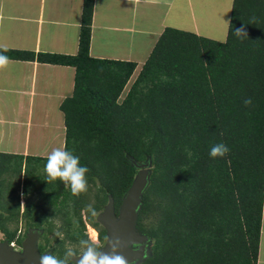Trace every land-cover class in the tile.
Listing matches in <instances>:
<instances>
[{"label": "trees", "instance_id": "16d2710c", "mask_svg": "<svg viewBox=\"0 0 264 264\" xmlns=\"http://www.w3.org/2000/svg\"><path fill=\"white\" fill-rule=\"evenodd\" d=\"M92 15L93 0H83L75 54L37 55L39 62L74 67L72 94L60 104L64 146L88 167V191L74 197L63 182L47 183L46 157L0 152L4 239L22 243L24 233L1 226L22 218L25 230L42 229L48 242L59 215L80 254L79 240L88 239L81 211L89 192L97 213L112 197L117 215L137 172L132 160L147 161L136 227L150 243L138 264H257L264 197V0H232L226 42L165 28L126 92L137 64L90 55ZM241 26L248 36L235 35ZM2 54L34 58L29 51ZM219 143L230 150L213 159L210 149ZM19 192L26 196L22 211ZM36 194L42 202L30 200ZM87 220L103 247L106 230L88 209ZM44 249V243L38 246ZM52 249L62 258L63 241Z\"/></svg>", "mask_w": 264, "mask_h": 264}, {"label": "crops", "instance_id": "0c3cea01", "mask_svg": "<svg viewBox=\"0 0 264 264\" xmlns=\"http://www.w3.org/2000/svg\"><path fill=\"white\" fill-rule=\"evenodd\" d=\"M83 0H0V48L29 51L0 68V152L47 157L64 147L61 102L74 67L39 62V53L75 54ZM232 0H93L89 53L136 62L138 74L167 27L225 41ZM257 264H264V197Z\"/></svg>", "mask_w": 264, "mask_h": 264}, {"label": "water", "instance_id": "95a60500", "mask_svg": "<svg viewBox=\"0 0 264 264\" xmlns=\"http://www.w3.org/2000/svg\"><path fill=\"white\" fill-rule=\"evenodd\" d=\"M137 172L133 182L124 194L119 212H114V200L108 198L103 209L96 216V220L106 230L107 239L102 252H110L109 241L119 238L118 253L124 256L128 264H134L143 260L149 254V237L136 227L137 213L141 203V195L148 183L149 162L138 163L132 160ZM42 229L29 228L28 234L22 241L21 250H15L8 241H0V264H40L41 255L37 246V240ZM135 244V246H133ZM79 254L72 258L77 264Z\"/></svg>", "mask_w": 264, "mask_h": 264}, {"label": "clouds", "instance_id": "9594fccd", "mask_svg": "<svg viewBox=\"0 0 264 264\" xmlns=\"http://www.w3.org/2000/svg\"><path fill=\"white\" fill-rule=\"evenodd\" d=\"M131 3H136L137 0H130ZM237 37L248 36L245 28L241 26L235 30ZM226 42V41H225ZM7 48H3L0 51V68H4L8 64V57L3 55ZM252 103L251 98L244 101L245 105ZM229 148L224 143L215 144L211 147L209 155L211 158L224 157ZM190 155V153H189ZM43 171L45 173V179L47 183H52L57 180L63 182L66 189H69L71 195L79 197L82 193L88 191V182L86 174L89 172L87 166H83L80 163V158L73 154V152L67 150L66 145L64 147H57L50 151L46 157V163ZM88 211L93 217H96L98 213L94 207L89 204L87 206ZM59 239H63V234L59 231L55 233ZM14 243V241H11ZM11 242L8 244L12 245ZM110 252H102L101 246L97 243V236L92 233L88 239H80L79 247L80 259L77 264H128L127 259L118 253L120 245L119 238L109 241ZM135 246V244H133ZM15 249V243L12 245ZM16 250V249H15ZM77 256L76 250L73 247H67L64 256L62 258L56 257L52 254L41 255L40 264H70L72 258Z\"/></svg>", "mask_w": 264, "mask_h": 264}, {"label": "rangeland", "instance_id": "374dc122", "mask_svg": "<svg viewBox=\"0 0 264 264\" xmlns=\"http://www.w3.org/2000/svg\"><path fill=\"white\" fill-rule=\"evenodd\" d=\"M134 78H135V75H132V76L130 77V79H129V81H128V83H127L125 89H124V92L127 91L128 87H129L130 84L133 82ZM122 96H123V94H122ZM122 96L120 97L119 100H121ZM91 189L94 191V188H91ZM19 193H20V205H21V211H22V209L25 207V204H26V196L23 195L21 192H19ZM38 198H39V197H38V195L36 194V195H34V197L31 198L30 200H31V201H35V202H42V201H39ZM92 201H93V196H92V194L89 192L88 205H89ZM42 205H43V208H42L43 210H45V211H49V207L47 206V204H42ZM81 214H82L83 219H84V222H85V232H86V234H87V237L89 238V237L91 236L92 233H95L96 236H97V243H98V242H99V241H98V231H97V229L94 228V227L89 223V221L87 220V209H83V210L81 211ZM49 218H50V217H49ZM52 222H53V224H54V227H53V230H51V232L48 233L49 241H48V242H45V241L41 238V233H40V234H39V237H38V240H37V246H39V245H41V244L43 245V243H44V246H45L44 251H45L46 253L51 254V253H53V249H52V248H53V247H56V244H57L59 241H63V249H64V252H63V254L61 255V256L63 257V256H64V253H65V251H66V249H67V247H73V248H75V247H77V246L75 245V243H72L68 238L65 237V233H64V231H63L64 228L61 227L62 220H61V217H60L59 215H57L56 217H54ZM4 225H5L9 230H12V229H14V228H17V235H21V234L24 233V238H25V237L27 236V234H28V230H25L26 228H25L24 221H23L22 218H20V219L18 220L17 223H15L14 221H9V222H4L1 226H4ZM99 225H100V224H99ZM57 231H59V232H61V233L63 234V239H62V240L59 239V238L55 235V233H56ZM5 240H6V239H4L3 231H2L1 228H0V241H5ZM23 240H24V239H23ZM14 243H15V247H16L15 249L20 251L22 245H21V244H17L15 241H14ZM79 248H80V247H79ZM80 250H81V249H80ZM40 253H41V252H40ZM54 256L57 257V253H56V252L54 253ZM134 264H138V262H137V263H134Z\"/></svg>", "mask_w": 264, "mask_h": 264}, {"label": "built area", "instance_id": "2783aa9c", "mask_svg": "<svg viewBox=\"0 0 264 264\" xmlns=\"http://www.w3.org/2000/svg\"><path fill=\"white\" fill-rule=\"evenodd\" d=\"M11 244H12V245H14V243H13V242H11Z\"/></svg>", "mask_w": 264, "mask_h": 264}]
</instances>
